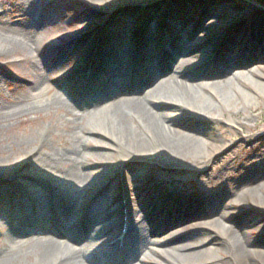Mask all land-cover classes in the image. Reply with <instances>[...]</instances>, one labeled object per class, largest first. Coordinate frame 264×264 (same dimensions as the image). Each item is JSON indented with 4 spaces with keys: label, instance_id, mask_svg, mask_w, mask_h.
Segmentation results:
<instances>
[{
    "label": "bare ground",
    "instance_id": "obj_1",
    "mask_svg": "<svg viewBox=\"0 0 264 264\" xmlns=\"http://www.w3.org/2000/svg\"><path fill=\"white\" fill-rule=\"evenodd\" d=\"M77 1L88 9L78 18L81 30L76 33L77 37L65 40L52 37L54 46L48 52L60 49L55 57L42 53L44 43L36 37L39 22L45 19L40 9L34 16L33 12L25 15L31 19L21 21V30L11 27L8 35L0 39L3 55L24 54L19 61L28 64L23 73L33 75L28 78L25 100L10 98L8 104L0 105V129H6L8 122L27 116L55 122L61 115L69 118L63 123L71 139L55 151L48 147L50 131L35 133L31 138L32 149L25 153L22 164L0 152V177L12 178L0 182V226L1 221H20L18 237L40 231L39 236L25 240L1 234L0 264H163L161 258L166 260L170 252L177 257L175 261L170 260L172 264H254V257L264 263V252L252 248L250 241L262 217L233 226L221 222L195 223L196 214L189 228L196 229V238L171 247H168L172 245L169 239H148L142 225L147 223L148 233L153 236L161 232L157 230L179 224L180 214L184 216L187 211L206 207L221 209V221L230 222L232 214L227 211L234 203L225 206L224 201L238 188L219 185L208 194L195 196L183 189V179H178L171 170L203 169L208 163L205 160L209 161L228 147L222 145L218 151L209 150V143L213 142L209 134L222 121L194 93L201 90L210 99L218 100L216 88L245 75L251 76L252 72L242 71L252 62L262 66L258 70L264 73V45L261 44L264 11L255 10L252 3L231 8L213 0H196V4L186 7H171L170 0ZM160 5L163 6L157 11ZM132 8H136L132 18L124 21ZM159 12H165L171 23L151 24ZM206 18L208 27L202 28ZM93 19L98 24L90 25ZM6 24L0 20V26ZM70 51H76L75 60L79 65L63 74L66 64L62 58ZM202 60L204 64L200 65ZM52 63L59 68L54 75L50 74ZM56 78L66 83V94L77 101L74 106L59 92H52L51 85ZM94 79L98 81H94L96 85L91 82ZM140 79L150 84V89L136 96ZM250 92L237 87L234 96L227 97L231 106L228 113L236 118V125L241 129L245 127L243 119H238L237 106L250 109L256 97L264 96V85L252 83ZM85 114L96 117L99 126L104 121L100 119L106 118L112 135L102 129L84 127ZM91 135L109 138L115 149L125 152L116 162V168H109L111 154H88L87 148L107 147L91 140ZM201 145L205 148L203 151L198 149ZM27 146V142L20 143V148L27 150L30 147ZM128 159L138 160L141 165L156 163L157 168L142 171L136 166L135 170H127L123 164ZM89 161L99 167L90 166L86 170L85 162ZM30 164L37 168V174L28 172ZM115 172L121 180L122 200L126 204L117 203L114 187L109 193L98 192L90 201L87 194L107 182ZM263 181L253 177L239 184L245 194H250L263 189ZM164 183L173 191L174 199H163L158 192ZM11 186L14 191L7 190ZM37 186L40 193L34 189ZM253 205L256 209L246 207L244 211L264 210V202ZM136 213L143 218L137 219ZM72 223L75 225L69 230L78 228L80 238L85 239L82 244L72 245L74 239L69 235L62 241L50 237L52 225L63 229ZM201 227L207 229L199 232ZM186 230L185 227L181 232ZM210 254L221 257L216 259ZM203 255L209 258L201 260Z\"/></svg>",
    "mask_w": 264,
    "mask_h": 264
},
{
    "label": "rangeland",
    "instance_id": "obj_2",
    "mask_svg": "<svg viewBox=\"0 0 264 264\" xmlns=\"http://www.w3.org/2000/svg\"><path fill=\"white\" fill-rule=\"evenodd\" d=\"M213 1L224 3L231 8H234L237 5L243 8L247 4L252 3V5H254L255 7V10L259 12L264 11V0ZM170 2L171 4H173L170 5L171 7H186L189 4H196V0H193L191 2L188 0H170ZM162 6L163 5H160L157 11H159ZM38 9L43 12L45 19L39 22L36 37L40 41H43L44 45L42 53H44L45 55L49 51V49L54 46L52 43V37H58L61 40H65L66 38L70 37H77L76 33L80 32L81 30L78 18L81 13H85L88 10L77 0H32L30 2H28L27 0H0V20H3L5 23H7L4 26H0V39L8 35V31L10 30L9 28L11 27L17 30H21L20 27L22 25L20 24L21 21L25 18V15L33 12L34 16V12H36V10L38 11ZM134 10H136V8L128 10L130 13L126 16V19L124 18V21L132 18L130 16H133L132 13L134 12ZM240 18L244 20L245 16L240 15ZM28 19L29 18H27L26 20L28 21ZM208 20L209 19L206 18L202 22V28L208 27ZM150 22L153 25L157 24L160 26H165L167 25V23H171L165 17V12L157 13L156 17ZM89 24L94 26L98 24V20L93 19L89 22ZM172 25H175V27H177L176 23H172ZM198 37H201V34H198ZM261 44L264 45V39L262 40ZM1 51L2 46L0 43V105L4 106L10 102V98H20L21 100H25V91L29 88L28 78L32 77L33 75L30 73L27 75L23 73L28 64L27 62L23 64L19 62L21 61V59H23L21 56L22 53L5 56ZM59 52L60 49H55L51 52H48L47 54H50V56H56V54H59ZM75 52L76 51H70L69 53L63 55L64 57L62 58V60H64V63L66 64V69L64 71L62 70L63 74L69 73L72 69L78 67L79 64L75 60ZM53 64L54 63H52L50 74L54 75L59 70V68L55 66V64ZM203 64L204 60L200 61V65ZM258 67L262 66L252 62L248 65L246 70L242 71L245 74L252 72L251 76L245 75L242 79L232 81L230 84L218 86V88H216L219 97L218 100L210 99L209 96L201 90L195 91L194 94L197 96V98L200 97L203 101H205L206 104L212 107L214 109L215 115H217L222 121L219 127L214 128L213 131H211L209 134V137L213 141L209 143V150L213 151L212 149H215L218 151L222 149V145H228V147L217 152L216 157L209 159V161L208 159L205 160V162L208 163L203 169H195L194 172L189 170L180 172L181 169L179 168L171 170L172 173L178 176V179H183L181 185L183 186V189H186L188 194H192L195 196H198L200 193H202V195L208 194L210 193V191L215 190L219 185L221 186L227 184L231 188H238V191L234 192L233 196H229V198L224 201L225 206H227L230 202L234 203V206L229 211H227L231 212L232 214L229 217L230 222L221 221V209L206 207L198 211L194 210L195 212L187 211L188 213H185L184 216L180 214L179 216H182V219L180 220L179 224L174 223L175 225L168 227V229L163 231L157 230L158 232H161L154 233L153 236L148 233L149 228L147 226V223L142 222L144 234L148 237V239L153 240L155 239V237L160 241H163L164 239L166 241L169 239L172 245H169L168 247L184 244L194 240L196 238L194 237L196 234L194 231L196 229L189 230V228L191 227V223H193L192 218H194V215L196 214L197 219H195V223L216 225L218 224V222H221L223 224L229 223L233 226L240 225L243 221L250 218L255 219L262 217L263 221L258 225H255V227L258 228L256 233H254L252 237H250V241L252 243V248H254L259 253L264 252V210L258 208V210L254 212H252L251 210H249V212L244 211V208L246 207L256 209L255 207H253V203H258L259 201L264 202V188L256 190L250 194H245V189L239 184L240 182H243L248 178L259 177L261 179H264L262 177V174L264 173V96L256 97V101L250 109L243 108L241 105L237 106V111L239 112L238 119H243L242 122L244 123V129L238 128L235 121L236 118L228 113V110H230L231 106L227 100V97L234 96V89H236L237 87L241 88V91L248 93L250 92V85L252 83L257 85H264V73L259 71ZM146 75L147 77L149 76L148 74ZM75 81L76 80H74L73 82L75 83ZM94 81L97 80H91L92 83ZM93 84L96 85L97 83L94 82ZM142 84L143 86H141ZM51 87L52 92H59V94H61L63 99L69 105L74 106L75 102H77L75 101V98L72 97L69 93L66 94V83L63 79L56 78ZM149 89L150 84H147L145 80H141L139 83V89L135 92L137 93L139 91L136 96L139 94H143ZM160 111L167 112L166 109H160ZM169 113H172V111H169ZM103 119L104 121L102 122V125L99 126L98 122L100 121H98L96 117L90 114H85V117L82 119L83 126L87 128L89 126L91 129L96 130L102 129L103 131H105V133H108V135H112L109 125L105 122L107 121L106 118L102 117L100 120L102 121ZM65 120H69V118L63 117L61 115L58 116L57 121L55 122H51L48 118L45 117L27 116L24 118H19L18 120L13 122H8V124L10 125L6 127V129H0V152H2L1 155L9 156L10 159L15 163H21L25 159V153L32 149L31 145L33 146L34 142H31V138H33L34 134H42L46 131H50V134L47 138L48 147L55 151L61 150L63 147H65L64 142L68 143L71 141L68 134L66 133V126L63 123ZM37 124H39V127L36 128ZM85 133L86 132L83 133L84 136ZM90 139L102 142L107 147L103 148L100 146L99 148L97 146V148L94 149V143L91 142L89 146H91L90 148L93 147V149L87 148L88 154H111L112 162L110 164L112 165H110L109 168H116V162L125 155V152L123 153V151H119L117 148L115 149V146L111 143L109 138H104L100 135H91ZM24 142H27V145L30 146H27V150L20 148V143L24 144ZM198 149H200V151H203L205 148L203 145H201ZM204 155L206 156V154H203V156ZM85 163L86 170H88L90 166L99 167L98 164H92L90 161ZM123 166L125 167V169L131 171L134 168L137 169L138 167L136 166H140L139 168H141L142 171H144L146 168H157L156 163L149 162L147 164L141 165L138 160L133 159L124 160ZM27 170L31 174H37V168L35 169V167H33V165L31 164L29 168H27ZM115 173L116 174L113 177H110L107 182H105L104 184H100L99 186H97V188H93L94 190H91L90 193L87 194L89 195L90 201L97 197L98 192L107 193L111 187H114V197L117 199V203H121L123 205L126 204L125 200H122L123 188L121 186V180H119L117 174L118 172ZM5 178L6 177L4 176L0 177V180H2L0 182L11 181L12 179L8 177L6 179ZM10 189H12L11 191H14L12 186L7 187V190ZM34 189H36L37 192L40 193V187L37 186ZM159 191L160 194L162 193L163 199H167V197H169V199H174L173 191L169 188L168 184H162L160 189H158V192ZM22 192L25 193V190ZM6 211L7 213L8 211L11 212L10 210ZM113 211L114 209H111V212ZM135 215L137 216L138 213H136ZM138 217L137 219L139 220L143 218L142 216V218H140L139 215ZM20 223V221H18V223H15L12 220H7L6 223L4 221H1L0 240L1 238H3L1 234H8L11 237L16 236L21 240H25L31 236H39L38 234L40 231L35 230L32 234L21 233L23 235L19 234L18 237L17 230L19 229L17 225ZM44 225L46 226L47 224L44 222ZM73 225L75 224L72 223L70 226H67L66 224L65 227H67V230L65 231H63L65 227H62L63 229H61L60 226L59 229V226L57 227L54 225H50V237L54 240L62 241L65 239V236L69 235L72 239H74L72 245L78 246L79 244H82L85 239L82 240L83 238H80L78 228L69 230ZM185 227L186 229L188 228V230L181 232V230ZM201 228L202 229H200L199 232L207 229L205 227ZM211 256L215 257L216 259H219L221 257L219 254H210V257ZM166 257V260L162 258L160 260L163 264H172L170 262L177 259L176 254L171 252L168 253ZM222 257H225V255H222ZM207 258H209L207 257V255H203L200 259L204 260ZM253 260L254 264H264L259 258L254 257Z\"/></svg>",
    "mask_w": 264,
    "mask_h": 264
}]
</instances>
